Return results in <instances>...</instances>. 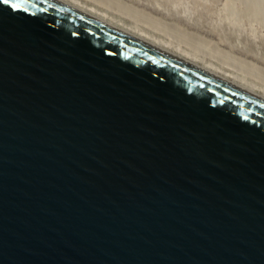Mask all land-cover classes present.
<instances>
[{"label": "water", "instance_id": "95a60500", "mask_svg": "<svg viewBox=\"0 0 264 264\" xmlns=\"http://www.w3.org/2000/svg\"><path fill=\"white\" fill-rule=\"evenodd\" d=\"M0 264H264V99L0 0Z\"/></svg>", "mask_w": 264, "mask_h": 264}, {"label": "bare ground", "instance_id": "6f19581e", "mask_svg": "<svg viewBox=\"0 0 264 264\" xmlns=\"http://www.w3.org/2000/svg\"><path fill=\"white\" fill-rule=\"evenodd\" d=\"M56 1H59V2H61L63 4H65V5L73 8V9L79 11L80 13L92 18L93 20H95V21H97V22H99V23H101V24H103L105 26H108L110 28H113V29L121 32V33H124V34H126L128 36H131V37H133V38H135V39H137V40H139V41H141L143 43H146L149 46H152V47H154V48H156L158 50H161V51H163V52H165V53H167V54H169V55H171V56H173V57H175V58H177V59H179V60H181L183 62H186L188 64L196 66L197 68H199V69H201V70H203V71H205V72L217 77L218 79H221V80L227 82L228 84H231V85H233L235 87H238V88L244 90L245 92H247V93H249L251 95H254L256 97L264 99V85L261 84L260 82L256 81V80L252 79V78L247 77L244 74L245 71L243 72L241 70L242 72L241 71L237 72V71H239L240 68L238 69V67H237L238 70L236 69L237 71H235L232 68H230L229 66H227V64H228L227 62L228 61L225 60V62L227 64L225 62H223L224 58L222 59L223 61H221L222 63L216 62L213 59H211L212 57L209 58V57H205L204 55H202V53L199 54L200 52L197 49L193 48V47L189 46V48H187V47L182 46L181 43H183V40H182V42L180 41L181 43L180 42L178 43L179 40L177 38H175V40L177 39L176 40L177 42H176V41L172 40L171 38L169 39V38L163 37L161 35H158V34H156L154 32L148 31L149 29L143 28L142 26L138 25L137 22L128 23V22L124 21L121 17L114 16V15L110 14L107 11L99 9L95 5L87 4L83 0H56ZM160 1H162V0H160ZM163 1L165 2V4H167L169 6L170 11L171 10L173 11L172 14H174V12H176V14H178V13L182 14V16L186 17V18L184 17L186 21H187V18H190L191 21H193L192 19H194V21H195V18L197 19V17H198V21H199V19L201 20L204 17L203 22L205 23L206 20H207L209 22L208 24L212 25L211 27L214 26L213 28L215 30L212 28L214 30V32L218 31L217 30L218 27H221L223 29L225 28L224 29L225 32H228V30L230 32L232 31L231 34H233V35H231V36H234V37L232 38L230 36V38H228L229 37V35H228L227 38L229 39V42H231L230 41V39H231L232 41L238 42L236 44L242 45V44H239V42H242V41L239 40V38H237L238 40L236 39V37L240 36V38L244 37L243 41H245L246 39L247 40L249 39L247 41V43L249 41H252L254 43V45L256 44V49L255 50H257V49L259 50V48L261 49V47L257 46V43L262 44L264 46V32L258 30V27L256 26V23L253 20L240 19V17L235 15L233 10H232V8H231L232 7L231 0H223V2L220 5H218V6L215 5L214 3H211V0H198L200 4L198 6H195V7L190 5V2L192 0H163ZM195 1H197V0H195ZM109 2H111V1H109ZM105 7H107V6H105ZM213 7L215 8L214 10H212ZM128 14H129V12H128ZM167 14H169V12H167ZM200 17H202V18H200ZM160 21L162 22V19ZM190 22L188 20L187 24H190ZM196 22H197V20H196ZM193 23H195V22H193ZM193 23H191V25H196L197 24V23H195V24H193ZM198 24H202V23H198ZM208 24H207V27L210 26ZM164 25H165V23H164ZM172 28H174V27H172ZM209 29H210V27H209ZM172 30H174V29H172ZM211 30H209V31H211ZM222 30H221V33L223 32ZM181 31H182V29H181ZM158 32H159V30H158ZM172 32H174V31H172ZM230 32H228V33H230ZM170 33H171V31H170ZM211 33H212V31H211ZM164 34H166V32H164ZM167 34H169V33L167 32ZM186 34H188V36H189V34H191V33L187 32ZM169 35H171V34H169ZM194 36L197 37V35H194ZM184 37H186V36H184ZM199 39L202 40L201 38H199ZM185 42H186V39H185ZM203 42L204 41H202V43ZM233 43L235 44V42H232V44ZM243 43H245V42H243ZM184 45H186V44H184ZM243 45H242V48L243 49L246 48ZM254 45L250 44V47L249 48L247 47L248 50H246V49L245 50L249 51L251 46H254ZM190 48H192L194 50H192ZM238 48H241V46L238 47ZM195 50H197V51H195ZM251 50H252V48H251ZM262 50H263V48H262ZM252 52H253V50H252ZM260 52H261V50L259 51V53ZM227 54H229V53L225 52V54H224L225 57H226ZM229 55H231V54H229ZM229 55H227V56H229ZM259 56H260V54H259ZM231 57H233V56H231ZM231 57L229 56L227 58L229 59ZM238 60H240V59H238ZM234 62H236V61H234ZM232 64H234V63H232ZM243 64H244V61H243ZM247 64L248 63H246V65ZM231 66H233V65H231ZM251 68H254V67H251ZM261 69H262V67H261ZM248 73H250V72H248ZM248 73H246V74H248ZM262 73H263V70H262ZM255 75H256V72H255Z\"/></svg>", "mask_w": 264, "mask_h": 264}, {"label": "rangeland", "instance_id": "374dc122", "mask_svg": "<svg viewBox=\"0 0 264 264\" xmlns=\"http://www.w3.org/2000/svg\"><path fill=\"white\" fill-rule=\"evenodd\" d=\"M83 1L86 2L87 4L95 5L99 9L107 11L114 16L121 17L124 21H126L128 23L137 22V24L142 26L143 28L149 29L148 31L154 32L158 35H161V36L169 38V39L171 38L174 41H176L178 39L179 40L178 43L180 41L182 42V40H183V43L186 45H184L183 43L180 42L182 46L187 47V48H189V46L193 47L200 52V53L198 52L199 54L202 53V55H204L205 57H209V58L212 57L211 59H213L216 62L222 63L221 61L224 60L223 62H225V60H226V61H228L227 62L228 64L230 63L228 65L225 62L227 64V66H229L233 70L237 71L240 68L239 71H237V72H240L241 70L243 72L245 71L244 74L247 77L252 78V79H254V80H256V81H258L264 85V79H263L264 78V60H263L264 59V55H263L264 54V46L262 44L257 43V46L261 47V49L259 48V50L258 49L255 50L256 44L254 45V43L252 41H249L247 43V41L249 39L247 40L245 38L246 40L243 41L244 37H242V36H241L242 38H240V36L236 37V39L239 38V40L242 41V42H239V44H242V45L244 44L243 46L246 47L243 49L242 45L236 44L238 42L232 41L231 39H230L231 42H229L228 38H230V36L233 35V34H231L232 31L230 32L227 29L228 32H230V33H228V32H225V30H224L225 28L223 29L221 27H218V28L216 27L218 31L214 32V30H215L213 28L214 26L211 27L212 25L208 24L209 22L207 20L205 23L203 22L204 17L203 18L200 17V18H202L201 20L199 19L200 22L198 21V17H197V19L195 18V21H194V19H192L193 21H191L190 18H187V21H186L185 20L186 17L182 16V14H179V13L176 14V12H174V14H172L173 11L172 10L170 11L169 6L167 4H165V2L163 0H162L163 2L160 0L159 1L158 0H83ZM109 1H111V2H109ZM222 2H223V0H211V3H214L217 6L220 5ZM199 4L200 3L198 0L197 1L192 0L190 2V5L193 7L198 6ZM231 4H232L231 8H232L235 15L240 17V19L253 20L256 23L258 30L264 32V0H231ZM104 5L107 7H105ZM214 9L215 8L213 7L212 10H214ZM166 11L169 12V14H167ZM128 12H129V14H128ZM160 18L162 19V22L160 21L161 20ZM188 20H189V22L191 21L190 24H187ZM196 20H197V22H196ZM163 22L165 23V25ZM193 22H195L197 24L191 25V23H193ZM195 23H193V24H195ZM198 23H202V24H198ZM207 24L210 26L207 27ZM172 27H174V28H172ZM209 27H210V29H209ZM219 28L221 30L223 29L222 33H221V30ZM172 29H174V30H172ZM181 29H182V31H181ZM158 30H159V32H158ZM169 30L171 31V33ZM209 30H211L212 33ZM172 31H174V32H172ZM164 32H166V34H164ZM167 32L171 35L167 34ZM187 32L191 33V34H189V36H188V34H186ZM192 33L194 35H197V37H195ZM228 35H229V37H228ZM184 36H186V37H184ZM225 37L226 38L228 37V38L226 39ZM231 37L233 38L234 36H231ZM175 38H177V39L175 40ZM199 38H201L202 40H200ZM185 39H186V42H185ZM202 41H204V42L202 43ZM232 42H235V44L234 43L232 44ZM243 42H245V43H243ZM249 43L251 45L252 44L254 45V46H251L253 52H252L251 48L249 51H246V50H248L247 47L248 48L250 47ZM237 46L238 47L241 46V48H238ZM262 48H263V50H262ZM190 49H192V48H190ZM192 50H194V49H192ZM197 50H195V51H197ZM260 50L263 54L261 52L259 53ZM225 52L231 54V55L227 54L230 57L231 56H233V57L228 59L227 57H229V56L226 55V57H225V55H224ZM259 54H260V56H259ZM237 58L240 60H238ZM234 61H236V62H234ZM243 61H244V64H243ZM232 63H234V64H232ZM246 63H248V64L246 65ZM231 65H233V66L235 65V66L233 67ZM250 66L254 67V68H251ZM237 67H238V69H237ZM261 67H262V69H261ZM262 70H263V73H262ZM254 71L256 72V75H255ZM248 72H250V73H248ZM246 73H248V74H246Z\"/></svg>", "mask_w": 264, "mask_h": 264}, {"label": "snow or ice", "instance_id": "6c2138e0", "mask_svg": "<svg viewBox=\"0 0 264 264\" xmlns=\"http://www.w3.org/2000/svg\"><path fill=\"white\" fill-rule=\"evenodd\" d=\"M12 7H13V8H16V7H18V5L13 4Z\"/></svg>", "mask_w": 264, "mask_h": 264}]
</instances>
